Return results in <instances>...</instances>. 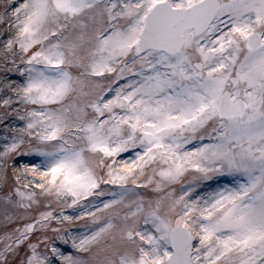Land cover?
<instances>
[{
	"label": "snow or ice",
	"instance_id": "snow-or-ice-1",
	"mask_svg": "<svg viewBox=\"0 0 264 264\" xmlns=\"http://www.w3.org/2000/svg\"><path fill=\"white\" fill-rule=\"evenodd\" d=\"M0 264H264V0H0Z\"/></svg>",
	"mask_w": 264,
	"mask_h": 264
}]
</instances>
